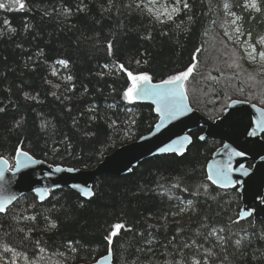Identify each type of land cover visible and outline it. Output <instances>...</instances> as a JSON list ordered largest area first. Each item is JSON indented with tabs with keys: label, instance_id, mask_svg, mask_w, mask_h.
Wrapping results in <instances>:
<instances>
[{
	"label": "trees",
	"instance_id": "obj_1",
	"mask_svg": "<svg viewBox=\"0 0 264 264\" xmlns=\"http://www.w3.org/2000/svg\"><path fill=\"white\" fill-rule=\"evenodd\" d=\"M148 1L21 0V9L0 0V157L12 163L20 145L50 163L88 168L150 131L157 116L124 98V69L161 80L195 65L188 101L211 119L231 99L264 108V61L249 65L222 33L231 32L233 13L240 40L264 51V0L255 8L245 0H163L181 9L172 20L155 18ZM201 132L190 133L182 155L97 177L89 199L68 187L43 202L22 195L0 213V264L94 261L117 223L115 264H264V220L236 219V189L207 180L219 142L198 139Z\"/></svg>",
	"mask_w": 264,
	"mask_h": 264
},
{
	"label": "water",
	"instance_id": "obj_2",
	"mask_svg": "<svg viewBox=\"0 0 264 264\" xmlns=\"http://www.w3.org/2000/svg\"><path fill=\"white\" fill-rule=\"evenodd\" d=\"M141 73L145 72L133 74ZM168 78L155 80L152 77L149 94L140 95L132 101L151 105L157 116L151 130L115 147L91 167L53 164L34 157L20 145L15 150L12 163L0 157V170L4 174L0 178V185L4 186L0 196L13 197L4 201L3 208L6 210L26 193H32L38 202H43L51 192L63 187L89 199L93 195L92 185L97 177L128 174L139 162L155 155H182L192 142L190 133L202 128L198 139L210 138L219 142L205 166L207 180L222 189H236L241 201L237 219L252 216L254 220H264V108L247 100L231 99L221 114L211 119L189 104L184 81L182 111L175 116L165 117L156 110L161 105L157 103L158 97L154 93L160 89L154 86ZM160 148L167 150L160 152ZM17 161L20 162L19 167L16 166ZM110 245L111 237L105 254L94 261L78 264H115Z\"/></svg>",
	"mask_w": 264,
	"mask_h": 264
},
{
	"label": "snow or ice",
	"instance_id": "obj_3",
	"mask_svg": "<svg viewBox=\"0 0 264 264\" xmlns=\"http://www.w3.org/2000/svg\"><path fill=\"white\" fill-rule=\"evenodd\" d=\"M15 3L19 4V7L23 9L25 7L24 3L21 2V0H14ZM177 3H180V0H176ZM250 7L255 8V3H252L249 5ZM6 5L4 3H0V9L5 8ZM184 8L188 7L187 3L183 4ZM180 8L174 7L172 9V13H179ZM167 18L169 20L173 19V16L171 14L167 15ZM5 23H8V21H5ZM238 31V30H237ZM261 43L264 44V39L261 40ZM259 56L262 61H264V51L259 52ZM249 58L253 61H255L256 57L252 53H249ZM61 63H65L64 61H61ZM195 65L188 66L186 70L179 72L178 74L170 76L168 79L161 81L160 85L154 86L155 88H159L160 90L158 92H155L154 94L158 97L157 103L161 106L158 107L156 110L158 112H161L165 117L167 116H175L177 113L182 111L183 108V88H184V81L188 79L190 74L193 73ZM264 67V65H262ZM121 68L123 69V65H121ZM127 71L126 69H124ZM127 76L131 81V86L127 87L124 91V98L127 99L129 102L134 101L137 99L140 95H146L149 94V84L151 83L152 77L147 73H141V74H133L132 72L128 71ZM254 134V133H252ZM175 143V141H174ZM166 148H160V152L166 151ZM26 155V154H24ZM240 155H243V153H240ZM5 164L7 161H3ZM20 162L17 161L16 166L19 167ZM12 171H15V169H11ZM3 170H0V178H3ZM209 180L212 179L211 176L208 177ZM0 190H4V186L0 185ZM13 197H5L0 196V211H5L3 208V203L7 199H12ZM121 227L120 224L115 225V228L119 229ZM115 233H113L114 235ZM237 244L240 243V241H236Z\"/></svg>",
	"mask_w": 264,
	"mask_h": 264
},
{
	"label": "rangeland",
	"instance_id": "obj_4",
	"mask_svg": "<svg viewBox=\"0 0 264 264\" xmlns=\"http://www.w3.org/2000/svg\"><path fill=\"white\" fill-rule=\"evenodd\" d=\"M255 3V0H245V5L247 7H250L249 5ZM146 7L151 12V14L157 18V19H164L167 17L168 14H173L172 9L176 7L175 5L171 3H165L163 0H150L146 4ZM253 8V7H250ZM231 16V24L233 25V28L231 32H228L227 29L222 30L223 35L230 41L231 43L235 44L237 47L240 48L242 56L244 58V61L247 62L249 65H256L258 62L261 61V58L259 56V53H256L253 46L251 44L246 43L244 40L243 42L240 40V30L237 26V18L233 13H230ZM238 30V31H237ZM249 53H252L255 55L256 59L255 61L251 60L249 58ZM129 87V85H128ZM118 224V223H117ZM113 224L109 228V237L113 233H116L119 229L115 228V225Z\"/></svg>",
	"mask_w": 264,
	"mask_h": 264
},
{
	"label": "bare ground",
	"instance_id": "obj_5",
	"mask_svg": "<svg viewBox=\"0 0 264 264\" xmlns=\"http://www.w3.org/2000/svg\"><path fill=\"white\" fill-rule=\"evenodd\" d=\"M238 217V216H237ZM237 219V218H236Z\"/></svg>",
	"mask_w": 264,
	"mask_h": 264
}]
</instances>
